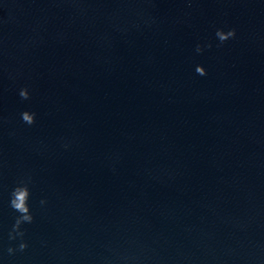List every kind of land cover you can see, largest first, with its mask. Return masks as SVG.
<instances>
[{
    "label": "water",
    "instance_id": "1",
    "mask_svg": "<svg viewBox=\"0 0 264 264\" xmlns=\"http://www.w3.org/2000/svg\"><path fill=\"white\" fill-rule=\"evenodd\" d=\"M0 264H264V0H0Z\"/></svg>",
    "mask_w": 264,
    "mask_h": 264
},
{
    "label": "clouds",
    "instance_id": "2",
    "mask_svg": "<svg viewBox=\"0 0 264 264\" xmlns=\"http://www.w3.org/2000/svg\"><path fill=\"white\" fill-rule=\"evenodd\" d=\"M235 34L234 30H229L224 32L222 30L216 31V36L220 42H224L229 38L233 37ZM201 49L197 46L196 51L199 52ZM196 72L200 75H205V70L201 66H197ZM19 95L22 99H28V92L25 89H21L19 91ZM34 113H29L27 111L21 113L22 120L31 125L34 122ZM30 183V178L28 180H20L16 186L12 189L9 194V207L15 212L17 215L15 216L14 223L8 233V239L16 240L19 238L20 242L17 248L8 247L7 252L9 254H13L15 251H23L27 244L24 242V231L22 230V225L26 223H31L33 220V216L31 214L29 208V198H30V191L28 184ZM41 204H44L45 201L41 200Z\"/></svg>",
    "mask_w": 264,
    "mask_h": 264
}]
</instances>
